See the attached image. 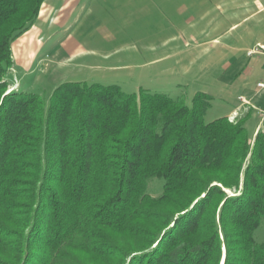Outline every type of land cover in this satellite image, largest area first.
I'll return each instance as SVG.
<instances>
[{
    "label": "trees",
    "instance_id": "trees-1",
    "mask_svg": "<svg viewBox=\"0 0 264 264\" xmlns=\"http://www.w3.org/2000/svg\"><path fill=\"white\" fill-rule=\"evenodd\" d=\"M42 1L0 0V251L26 264L38 236L51 264L70 249L105 264H264V128L251 142L239 120H206L203 91L187 104L113 83L9 88L11 43Z\"/></svg>",
    "mask_w": 264,
    "mask_h": 264
},
{
    "label": "rangeland",
    "instance_id": "rangeland-1",
    "mask_svg": "<svg viewBox=\"0 0 264 264\" xmlns=\"http://www.w3.org/2000/svg\"><path fill=\"white\" fill-rule=\"evenodd\" d=\"M38 14L11 43L9 88L48 95L63 81L113 83L128 92L165 93L187 104L203 91L210 95L206 120L221 115L239 120L251 142L264 128V90L255 86L264 77V54H246L256 42L264 43V0H55L46 19ZM24 35L37 49L23 59ZM162 183L150 177L149 194L158 195ZM20 201L22 218L29 206L28 199ZM5 222L12 235L20 229ZM48 223L49 217L43 219L42 234ZM17 239L6 236L10 249ZM30 243L26 264H51L52 247L38 236ZM67 252L59 263L105 264L102 257ZM7 253L0 251V264H20V251L15 257Z\"/></svg>",
    "mask_w": 264,
    "mask_h": 264
},
{
    "label": "crops",
    "instance_id": "crops-1",
    "mask_svg": "<svg viewBox=\"0 0 264 264\" xmlns=\"http://www.w3.org/2000/svg\"><path fill=\"white\" fill-rule=\"evenodd\" d=\"M55 0H43L42 1V3H41V5H40V10H39V14H38V18H39V16H40V18H42V20H44V19H46L47 17L45 16L46 14L45 13H48V11L52 8V5H53V2H54ZM41 10H43V11H45V13H44V16L43 17H41ZM39 18V19H40ZM36 32H38L37 30L36 31H34V34H33V36L34 35H36ZM38 35V34H37ZM21 40H23L22 42H24V48H25V51H24V54H21V56L22 57H20V58H28V52H29V50H31L32 51V49H37V47L35 48V46L31 49L30 47V45H32L33 44V41H28V36H26V35H24L23 36V39H21ZM28 42V43H27ZM35 42V41H34ZM30 51V52H31ZM27 54V55H26ZM30 54V53H29ZM257 54H261V53H257ZM27 56V57H26ZM257 60H259V58L257 57L256 58ZM263 69H264V66L262 67V72H263V74H264V71H263ZM262 79H264V77L262 78ZM261 79V80H262ZM257 81H259V80H257ZM256 81V82H257ZM255 86H256V84H255ZM254 86V87H255ZM264 111V110H263Z\"/></svg>",
    "mask_w": 264,
    "mask_h": 264
},
{
    "label": "built area",
    "instance_id": "built-area-1",
    "mask_svg": "<svg viewBox=\"0 0 264 264\" xmlns=\"http://www.w3.org/2000/svg\"><path fill=\"white\" fill-rule=\"evenodd\" d=\"M256 53L264 54V43L263 42H256L254 45H252L250 48L247 49L246 54L252 55ZM264 71V69H263ZM256 88L264 90V79L259 80L256 82ZM238 98L243 102H248L244 97L238 96Z\"/></svg>",
    "mask_w": 264,
    "mask_h": 264
}]
</instances>
